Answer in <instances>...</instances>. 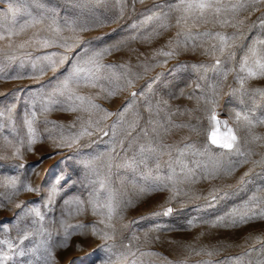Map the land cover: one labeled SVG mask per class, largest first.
<instances>
[{
	"label": "rangeland",
	"instance_id": "obj_1",
	"mask_svg": "<svg viewBox=\"0 0 264 264\" xmlns=\"http://www.w3.org/2000/svg\"><path fill=\"white\" fill-rule=\"evenodd\" d=\"M236 2L223 0L222 7ZM172 3L175 0H0V32L19 30L33 17L43 21L11 41L0 40V111L5 112L0 117V240L12 243L11 248L0 243V264H264V218L236 225L226 219L212 226L242 209L254 194L261 199L248 206L264 211V123L259 122L264 120V77L249 79L244 92L236 91L242 58L253 41L264 40V2L223 11L219 17L209 15L207 22L190 19L187 25L176 23L181 13L169 11ZM152 13L161 19L142 24ZM72 23L88 30L79 33L80 42L70 51L18 47L34 34L59 39L53 27L71 37L67 27ZM206 32L236 39L221 53L219 40L203 35ZM113 45L119 47L102 62L123 65L116 71L128 72L132 86L121 79L123 90L112 97L97 95L99 89L79 90L112 113L101 120L102 131L90 128L91 136H79L81 125L87 126V113L53 110L42 115L37 103L33 126L38 140L29 151L24 120L31 119L33 101L46 97L85 49ZM167 51L174 55L159 54ZM51 52L66 56L55 72L47 69L46 61L36 60ZM13 56L16 59H9ZM129 104L121 118L118 114ZM9 106H14L10 114ZM213 109L235 132L236 147L245 156L211 144L208 117ZM237 112L252 123L237 120ZM100 115H93V121ZM220 133H226L223 124ZM76 136L79 142L72 147L59 146ZM18 137L25 139L21 157L14 156ZM97 156L91 167L81 163ZM241 160L247 162L241 165ZM229 168L235 170L225 175ZM9 176L19 178L16 195L5 186ZM24 184L34 191H24ZM109 202L116 208L111 221L105 207ZM33 207L42 220L25 215ZM169 208L171 213L164 215ZM66 225L83 227L68 228L67 246L59 247Z\"/></svg>",
	"mask_w": 264,
	"mask_h": 264
},
{
	"label": "snow or ice",
	"instance_id": "obj_2",
	"mask_svg": "<svg viewBox=\"0 0 264 264\" xmlns=\"http://www.w3.org/2000/svg\"><path fill=\"white\" fill-rule=\"evenodd\" d=\"M264 2V0H237L236 3L230 4L228 8L222 7L223 0H175V3L170 4L169 11H177L181 13V15L177 18L176 23L179 25L181 23L187 25L188 21L190 19L193 20V22L196 21H204L207 22V18L209 15H213L216 17H219L221 12L223 11H231V12H237L241 9H247L250 6L258 5L259 3ZM11 10V9H10ZM168 13H164V19H167ZM154 19L160 20L161 16L157 13H152L151 15H146L144 20L141 21L142 24H148L149 22L153 21ZM42 19H37L33 17L30 21H28L26 24L21 25L19 30L16 29H8L6 31V34L3 32H0V40H9L11 41V37L19 35L21 32H24L27 27L35 26L36 24L42 23ZM221 24H229L231 21L229 20H221L218 21ZM55 23V22H53ZM162 28L167 27V24H161ZM261 26H264V21H262ZM135 28L136 25H133ZM235 27V25H233ZM88 29L85 27H79L77 28L74 23L69 24L67 27V31L72 33L71 37H63L61 35L62 29L60 27H53L52 31L57 34V37L59 39L55 38H42L39 37L38 34H34V38H30L29 40H26L24 43H21L18 45L19 48H25L26 46H37V50L39 49H47L54 46H58L60 48L65 49V51H70L73 47H75L80 42V32L87 31ZM189 35H191L189 33ZM203 35H213L214 38L218 39L219 44V51L223 53L226 49L231 47L230 42H234L236 39L235 35L229 37L222 33H203ZM136 37L133 36L132 39H135ZM147 38V37H146ZM71 41V43L69 42ZM11 47V42L8 45ZM118 45H113L110 47H103L99 49H93V50H87L85 49V55L80 56L79 58L75 59V62L71 65V70L67 72V74L63 75L62 78H59L54 87L50 92L46 94V97H41L38 101H33L32 107L33 111L31 112V119H29L27 116L25 117L24 123L27 127V148L29 151L32 150V146L37 143L38 135L34 128V122L37 119V112L35 111L36 104L38 103L40 105V111L41 114H47L53 110H63V111H70V112H83L88 114V119L86 120L87 126L85 127L83 124L81 125V132L79 133V136L88 135L91 136L93 134L92 131H89L90 128L94 129L95 131L99 132L102 131V129L99 127L101 120H106L112 113L108 112L107 109L102 108L101 105L96 103L95 98L91 95H83L80 93L81 88H91V89H99V92L97 95L104 93L106 94V97H112L118 94V92L122 91L123 88L120 84L121 79L124 80V83L128 86H132V79L129 78L128 72L124 73H118L116 71V68H123V65H106L104 64L103 58L105 55L111 54L112 48H118ZM216 46L213 45V48ZM160 55L163 56H173V51H167V52H160ZM29 56H31V53H28ZM58 57V59H57ZM9 59H16V57H9ZM36 60L38 61H46L47 62V69L55 72L58 65L63 64L66 60V56L64 54L58 53V52H51L48 54H44L41 56H37ZM220 60H216V66L219 67ZM35 67V65H33ZM194 68L198 66H193ZM43 69H41V73L43 74ZM264 77V40H255L251 44V46L248 48L247 53L242 58L239 69L237 71V80L240 85V88L236 91L244 92L245 91V84L246 81L249 79H255ZM19 77H12V79H16ZM213 91H215V86H213ZM132 96L135 97L136 93L133 92ZM164 104H167V101L163 102ZM131 105H127L118 115L122 118L124 113L127 112L128 107ZM159 106V105H158ZM14 106H9L7 109V112L10 114L13 110ZM96 113H103V115H100L98 119L93 121L92 117ZM5 112L0 111V117H4ZM11 119L10 115L8 117ZM211 130L209 132V139L211 144L217 145L218 147L222 149H226L229 151L235 150V154L237 156H245L246 154L242 152L238 147H236L238 143V137L236 136L235 132L228 128V122L227 121H220L215 114V110H212V114L208 117ZM236 119H244L249 124L252 123L251 120L245 115L241 116V113H236ZM77 120H83V117L77 116ZM260 123H264V120L259 121ZM54 123V122H52ZM221 124H223L224 128L226 129L225 134L220 133V127ZM72 127H75V124L72 125ZM4 125L0 123V132L3 131ZM13 134H15V130L13 129ZM104 135H108L107 132H104ZM79 136L73 137L71 139L70 143H65L64 141L61 142L59 146H67L72 147V144L79 142ZM113 136H115V132H113ZM6 142L9 145H12V141L8 140L7 137L4 138ZM255 139H259V137H255ZM17 145H13L14 147V156L21 157V149L25 147V139L23 138H17ZM152 152H156V149H150ZM102 155V154H101ZM4 157H0L2 159ZM100 157L97 156L95 158H92L90 160L81 161L82 164H84L85 167H91L95 160H98ZM246 160H241L238 163L243 164L246 163ZM22 167V165H21ZM234 168H229L225 170V175H231L232 171H234ZM169 180H172V177H168ZM6 184L5 186H9L13 189V195H16L18 192V183L19 178L15 176H9L5 177ZM59 183V180L57 181ZM20 187L23 188L24 191L32 192L34 189L31 187L30 184H24ZM52 192H55V189L53 188L51 190ZM141 191H145L144 189H141ZM261 197H258L257 195H253L250 197V200L248 203L251 202H259ZM49 200H51V196H49ZM66 203H69L66 201ZM131 203V202H129ZM248 203H246L242 209L240 210H234V212L229 213L227 217H220L216 221L212 222V226L215 227L217 224L223 223L226 219H228V222L231 225H236L240 223H247L250 220L257 219V218H264V211L255 212L252 208L248 206ZM107 208V219L109 221L112 220L113 215L116 213V208L113 207L112 203L109 202L105 205ZM97 211V205L93 202V213L95 214ZM172 211L171 208L167 209V211L164 213V215L170 214ZM25 215H35L36 217H39L41 220L43 219V216L41 215L38 208H31L28 209L25 212ZM100 223H104V220H101ZM191 224V222H190ZM82 228V225L73 226V225H66L65 228V236L64 241L58 245L59 247H66L67 246V240L69 238V233L67 231L68 228ZM108 227H114L111 223L108 224ZM5 231H8L7 228H5ZM96 229L93 228V232L95 233ZM106 238L108 237L107 234H105ZM27 239V237H24ZM0 243L7 244L9 248L12 247L11 241L5 239L0 240ZM48 251V256H52V252L50 250ZM23 255V253H21ZM208 255H212L211 252L208 253ZM4 257L0 256V259ZM45 264H47V260L45 261Z\"/></svg>",
	"mask_w": 264,
	"mask_h": 264
}]
</instances>
